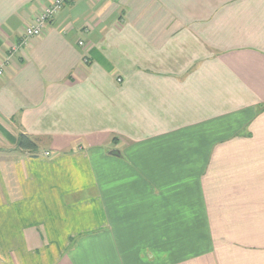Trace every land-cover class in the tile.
<instances>
[{
	"label": "crops",
	"instance_id": "1",
	"mask_svg": "<svg viewBox=\"0 0 264 264\" xmlns=\"http://www.w3.org/2000/svg\"><path fill=\"white\" fill-rule=\"evenodd\" d=\"M54 1L0 0V264H264V0H71L10 53Z\"/></svg>",
	"mask_w": 264,
	"mask_h": 264
},
{
	"label": "built area",
	"instance_id": "2",
	"mask_svg": "<svg viewBox=\"0 0 264 264\" xmlns=\"http://www.w3.org/2000/svg\"><path fill=\"white\" fill-rule=\"evenodd\" d=\"M71 0H55L54 3L48 7L44 12L35 20L34 23L28 25L25 29V33L22 39L11 49V52L16 51L18 48L26 45L29 39L39 36L42 29L48 24L49 20L55 15L57 10L61 7V5L65 2ZM82 45V43H80ZM4 72V64L0 63V77Z\"/></svg>",
	"mask_w": 264,
	"mask_h": 264
},
{
	"label": "trees",
	"instance_id": "3",
	"mask_svg": "<svg viewBox=\"0 0 264 264\" xmlns=\"http://www.w3.org/2000/svg\"><path fill=\"white\" fill-rule=\"evenodd\" d=\"M16 149L32 153L37 150V145L30 137L23 133H19L16 139Z\"/></svg>",
	"mask_w": 264,
	"mask_h": 264
}]
</instances>
